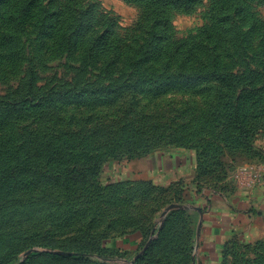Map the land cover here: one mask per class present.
Returning a JSON list of instances; mask_svg holds the SVG:
<instances>
[{
    "label": "rangeland",
    "instance_id": "obj_1",
    "mask_svg": "<svg viewBox=\"0 0 264 264\" xmlns=\"http://www.w3.org/2000/svg\"><path fill=\"white\" fill-rule=\"evenodd\" d=\"M263 159L264 0H0V264H205L195 196Z\"/></svg>",
    "mask_w": 264,
    "mask_h": 264
},
{
    "label": "crops",
    "instance_id": "obj_2",
    "mask_svg": "<svg viewBox=\"0 0 264 264\" xmlns=\"http://www.w3.org/2000/svg\"><path fill=\"white\" fill-rule=\"evenodd\" d=\"M261 161L254 177L241 172L237 186L230 191L210 189L195 196L202 204L194 202L199 212L196 240L200 262L218 264L221 243L237 239L236 235L247 240L264 237V159Z\"/></svg>",
    "mask_w": 264,
    "mask_h": 264
},
{
    "label": "trees",
    "instance_id": "obj_3",
    "mask_svg": "<svg viewBox=\"0 0 264 264\" xmlns=\"http://www.w3.org/2000/svg\"><path fill=\"white\" fill-rule=\"evenodd\" d=\"M71 257H78V258H82L84 256L83 253H74L72 255H70Z\"/></svg>",
    "mask_w": 264,
    "mask_h": 264
},
{
    "label": "built area",
    "instance_id": "obj_4",
    "mask_svg": "<svg viewBox=\"0 0 264 264\" xmlns=\"http://www.w3.org/2000/svg\"><path fill=\"white\" fill-rule=\"evenodd\" d=\"M243 171H244V172L246 171V168H245V167H243ZM251 175H252V177H254V176H255V174H254V173H251Z\"/></svg>",
    "mask_w": 264,
    "mask_h": 264
}]
</instances>
